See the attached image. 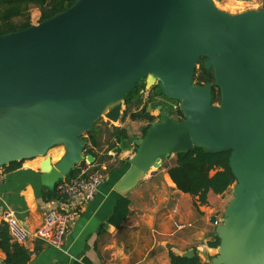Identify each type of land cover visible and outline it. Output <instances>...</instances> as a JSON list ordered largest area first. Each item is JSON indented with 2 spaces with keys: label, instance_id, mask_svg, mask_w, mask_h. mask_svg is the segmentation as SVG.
<instances>
[{
  "label": "water",
  "instance_id": "1",
  "mask_svg": "<svg viewBox=\"0 0 264 264\" xmlns=\"http://www.w3.org/2000/svg\"><path fill=\"white\" fill-rule=\"evenodd\" d=\"M200 58L213 83L193 80ZM143 77L146 89L158 85L178 102L183 118L157 106L143 137L120 138L113 151L134 153L114 190L126 195L177 153L229 151L236 181L209 261L264 264V7L230 13L212 0H74L0 35V167L40 157V183L53 189L93 162L82 135L102 116L117 122ZM57 145L64 153L51 162Z\"/></svg>",
  "mask_w": 264,
  "mask_h": 264
},
{
  "label": "crops",
  "instance_id": "2",
  "mask_svg": "<svg viewBox=\"0 0 264 264\" xmlns=\"http://www.w3.org/2000/svg\"><path fill=\"white\" fill-rule=\"evenodd\" d=\"M139 137L142 136L133 138ZM116 146L100 152L94 148L92 169H102L107 162L115 165L105 172L92 200L75 198L78 213L62 248L30 238L21 244L30 251L26 264H88L85 259L90 264H170L169 251L186 255L191 250H198L201 264H210V257L217 252L210 246L215 239L212 222L220 218L228 204L231 187L222 194L209 191L207 203H199L177 189L171 180L167 170L176 162L175 156H171L124 195L129 200V215L115 226L109 217L122 195L114 186L129 168L128 159L134 153L133 148L114 152ZM63 153V146L57 145L47 155L51 162H56ZM41 160L35 157L19 161L17 167H0V222L3 211L10 209L29 231H34L47 210L65 207L67 201L57 195L55 188L41 185ZM5 257L0 249V264H5Z\"/></svg>",
  "mask_w": 264,
  "mask_h": 264
},
{
  "label": "trees",
  "instance_id": "3",
  "mask_svg": "<svg viewBox=\"0 0 264 264\" xmlns=\"http://www.w3.org/2000/svg\"><path fill=\"white\" fill-rule=\"evenodd\" d=\"M73 2L74 0H0V35L22 30L30 26V9L32 7L39 10L38 22H41L65 10ZM203 60L204 58H200L198 61L193 80L198 84L213 83L212 71L203 66ZM143 79L144 77L136 82L131 90L125 94V108L122 113V117L127 114L132 120L143 119L147 122V125L143 129L142 137L147 127L156 117L147 112L146 107L137 112H129L128 107L135 102H140L141 93L146 89ZM153 88L156 91L152 92L149 100L157 95L163 96L158 85H155ZM212 100L213 102L219 100V90L215 86H212ZM176 114L178 115L176 120L183 118L178 108H176ZM113 129L114 133L112 137L115 143L110 145L108 149L116 146L122 136L125 138L129 137L123 127L113 126ZM96 131L93 125V128L85 132L81 137L85 141L84 152L92 156H94V148L100 146ZM85 135L88 136L85 137ZM229 154V151L212 153L203 148L196 147L192 151L177 153L175 155V164L167 172L177 189L190 194L199 203L204 204L207 203V193L209 191L215 194H222L235 183L236 180L228 166ZM83 164H85V161L75 166L69 176L78 174L80 171L79 167ZM17 165L18 162H11L4 167L5 169H9L17 167ZM128 215L129 200L127 197L122 196L116 200L109 220L115 226H118ZM218 243L219 239L215 237L210 246L216 248ZM0 249L6 254L5 264H26L30 257V251L27 248L11 241L7 225L2 221L0 222ZM168 255L170 264H201L200 256L195 250L191 255H180L172 251H169ZM85 262L90 264V261L87 259H85Z\"/></svg>",
  "mask_w": 264,
  "mask_h": 264
},
{
  "label": "built area",
  "instance_id": "4",
  "mask_svg": "<svg viewBox=\"0 0 264 264\" xmlns=\"http://www.w3.org/2000/svg\"><path fill=\"white\" fill-rule=\"evenodd\" d=\"M90 165L91 163L85 161V164L79 167L78 174L68 176L55 185L57 195L67 201L65 207L47 210L41 224L34 231H29L12 210H4L1 218L7 225L11 241L23 244L30 238H35L46 245L61 249L68 228L78 213L73 203L75 198L84 202L92 200L104 181V175L94 171L97 169H92ZM220 222L221 219L216 218L212 223L216 226Z\"/></svg>",
  "mask_w": 264,
  "mask_h": 264
},
{
  "label": "rangeland",
  "instance_id": "5",
  "mask_svg": "<svg viewBox=\"0 0 264 264\" xmlns=\"http://www.w3.org/2000/svg\"><path fill=\"white\" fill-rule=\"evenodd\" d=\"M217 7H219L222 10H225L230 13H238L244 10H253V9H260L263 7V0H212ZM38 17H39V10L37 8L32 7L30 9V22L31 24L38 23ZM145 81V79H143ZM156 91L155 88H147L145 91L141 93L140 102H135L131 104L129 108V112L134 111L137 112L143 107L150 108L149 113L153 114L156 119L158 118L159 110L157 106H162L164 108H167L170 110L171 116L176 120L178 118V115L176 114V108L178 107V102L163 96H155L152 99L149 100L150 95L152 92ZM125 108V105L123 104V110ZM121 114V118L117 122H110L105 118L104 116L100 117L94 124V129L97 130L99 133L97 134V139L100 143V146L98 147V151H102L103 149H108L110 145H113L115 143V140L112 137V134L114 133L113 126H119L123 127L129 137L134 136H141L143 134V129L147 125V122L143 119H135L132 120L130 117L126 114L124 117ZM88 135H85V137ZM85 155H88L84 152ZM115 163H109L107 162L105 167L99 170L103 175H105L106 171L112 166H114Z\"/></svg>",
  "mask_w": 264,
  "mask_h": 264
},
{
  "label": "flooded vegetation",
  "instance_id": "6",
  "mask_svg": "<svg viewBox=\"0 0 264 264\" xmlns=\"http://www.w3.org/2000/svg\"><path fill=\"white\" fill-rule=\"evenodd\" d=\"M145 79V78H144ZM155 85H153L152 87H150V88H153Z\"/></svg>",
  "mask_w": 264,
  "mask_h": 264
}]
</instances>
